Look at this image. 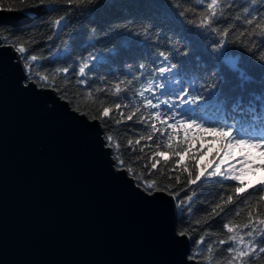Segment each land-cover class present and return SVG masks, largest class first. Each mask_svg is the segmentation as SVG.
Here are the masks:
<instances>
[{
  "label": "snow or ice",
  "instance_id": "obj_1",
  "mask_svg": "<svg viewBox=\"0 0 264 264\" xmlns=\"http://www.w3.org/2000/svg\"><path fill=\"white\" fill-rule=\"evenodd\" d=\"M188 2V0H186ZM55 3L56 6L52 11L63 10L67 15H61L59 19L51 21L52 30L59 35V30L66 27V21L72 15V6L75 5V10L79 11L81 17H92L96 5L99 0H66L67 7L59 4V0H11L7 7H4L0 2V11H19L27 16L34 17L35 13L27 11V9L47 10L50 4ZM150 7L156 8L159 11L157 15L160 23L167 25L169 28H180L185 23L189 29L195 24V34L210 33L214 39L209 49L205 46L203 53L193 52V48L185 44L183 48H176L173 54L166 51H159L156 53V58L159 63L153 62V67L149 70L146 63L140 62L138 68L135 69L137 74L121 73L123 75H131V79L119 80L109 92L102 87H98L95 93L88 92V96L96 95L97 93L105 96L111 95L118 98L124 89L122 84L131 86L134 82L145 81L140 85L139 97L141 98L143 108L139 105H134L131 111L122 113V119L133 121L135 124H141L144 127L141 129L146 132L135 141L132 139L127 141L128 146L135 150L136 146L141 144L142 140L152 141L157 150L153 151L151 156H146V153L141 156H136V162L147 158L151 161L146 164L144 168L137 172L133 163L125 162L122 146L116 143L113 135L106 130L101 139L103 146L112 150L111 160L112 167L115 171H126L129 178L135 183L134 186L141 194L147 197H154L157 193H164L171 197L177 210L178 219L183 217L186 210L189 215L192 214V203L196 198L195 187H199L204 183L205 179L220 177L223 172L224 181H240V175L237 173L236 165L229 164L227 171H221V165L225 160L221 158L215 162L213 167L212 162L209 161L203 167L197 168L195 161L198 156L203 155L202 151L194 149L193 143L197 139L206 140L205 133L211 134L213 141L220 143V151L231 148H242L248 146L254 149H261L264 147V137L251 138L245 133L249 132L252 124L259 122L264 126V0H252L248 7H244V12L247 13L245 17L247 26L239 35L233 39V33L230 27L219 28L216 25L229 18L231 12L237 9V0H224L223 3H218V0H211L207 3V13L203 14L198 23L187 20L186 13L183 10H177L173 7L171 0H157V2L150 4ZM222 10L217 13L216 9ZM250 17V18H249ZM239 19V17H237ZM116 24L122 25L120 28H113L111 25L108 31L103 33L101 40L97 41V45H92L87 57H81L80 62L70 61L62 67L54 68L49 71H41L36 67V62L40 57L30 54L33 49H26L22 45H13L8 42L9 37L16 35L15 30H8V34L0 38V47H11L17 54V63H22V69L25 74L24 87L27 88L29 84L36 85L38 88H53L60 91L54 84L57 73H63L70 78H75L78 85H88V73L93 72L99 66L103 68L111 59L119 55L118 49L114 46L104 45L101 41L114 31H121L130 36H144L148 37V33L152 32L156 27L151 20L148 24L151 27H145L143 20H136L128 18L126 20L116 21ZM137 24L143 28V32L134 31ZM93 30L95 26L89 25ZM194 34V35H195ZM52 40L51 35L48 36ZM180 39H185L180 36ZM158 44V41L153 42ZM127 47V42H124ZM184 48L188 51L184 52ZM239 48L247 53L250 58L259 63L261 69V90L259 93L252 91L247 93V98L244 93L247 91L246 85L254 83L253 77L241 67L242 56L234 49ZM208 60L204 59V56ZM191 56L195 60L196 68L203 69V71H190L185 68V57ZM76 63L79 65L78 73H76ZM127 63V61H125ZM234 77L237 83L231 82L230 76ZM103 75L107 77L109 73L104 72ZM114 76V74H112ZM102 83H107V80H102ZM129 90L130 87H129ZM238 94L233 99L232 93ZM161 97H165L161 99ZM61 99H67L66 93H61ZM97 98H99L97 96ZM106 101L101 100L103 105ZM107 107H102L98 112L93 113L89 111H81L79 106H73L72 110L78 112L80 115L87 116L92 121H99L102 128L107 129L108 120L112 107L121 109V103L109 101ZM143 112H147L149 119L146 120ZM250 117L251 123L245 124L244 118ZM158 122V123H157ZM117 125L120 120H116ZM193 129L196 133L191 134ZM181 132L183 136L181 137ZM166 137V139H164ZM179 138V139H178ZM163 145L165 151H159ZM140 153H144V147H140ZM228 153L225 151V156ZM187 156L191 164L183 162L181 157ZM175 165L179 168L180 174L175 175L174 182L168 179V182L161 186L157 180H153L145 176V172L152 175V170H157L164 177H168V173L164 171L163 167L158 169V165H167L173 158ZM209 168L211 170L209 171ZM215 169V171H213ZM187 174L186 177L183 174ZM211 174V176H209ZM183 177V178H182ZM203 178V179H202ZM264 186V181L259 182ZM254 191L257 190L255 185H249ZM233 194H226L220 196L219 199L211 205L210 211L207 213L208 220H214L225 213L230 206L236 205L237 201L241 199V194L247 190L243 186V182L239 186L232 188ZM181 193H184L181 197ZM252 205L248 211V222L243 225L246 231V239L241 237L239 243L242 245L237 248L233 244L236 242V236L233 233L236 231V226L230 223H223L222 228L227 230V240H220V246L228 245L227 252L231 255L228 264H254V257H264V218H261L264 213L254 212ZM255 217V219L253 218ZM190 223V221H189ZM180 236H185L186 233L181 231ZM206 237H201V240L196 241V245L200 246ZM213 245H208L211 251ZM188 261H198L196 253L188 254Z\"/></svg>",
  "mask_w": 264,
  "mask_h": 264
},
{
  "label": "water",
  "instance_id": "obj_2",
  "mask_svg": "<svg viewBox=\"0 0 264 264\" xmlns=\"http://www.w3.org/2000/svg\"><path fill=\"white\" fill-rule=\"evenodd\" d=\"M30 18L0 11V24ZM22 63L0 47V264H196L171 197L115 171L99 121L25 88Z\"/></svg>",
  "mask_w": 264,
  "mask_h": 264
},
{
  "label": "trees",
  "instance_id": "obj_3",
  "mask_svg": "<svg viewBox=\"0 0 264 264\" xmlns=\"http://www.w3.org/2000/svg\"><path fill=\"white\" fill-rule=\"evenodd\" d=\"M4 7H7L11 0H0ZM61 3H66V0H59ZM157 2V0H99V3L94 9L92 17H81L79 11L75 10V5L72 6V15L65 22L66 27L59 30V35L56 34L55 30H52L51 21L59 19L61 15H67L63 10L52 11L49 8L45 11L35 14L27 21H23L18 24H0V38H3L8 34V30H15L16 35L9 37L8 42L13 45H22L26 49H33L30 54L37 55L40 57L36 62V67L41 71H49L54 68L62 67L70 61L80 62L81 57H87L89 51L93 50L92 45H97V41L101 40L103 33L108 31L109 26L113 28H120L122 25L114 22L133 18L136 20H143L145 27H151L148 24V20H151L156 27L152 32L148 33V37L142 36H130L121 31H114L111 35H108L101 42L104 45H112L119 51V55L111 59L103 68L99 66L94 69L93 72L88 73L90 87L86 85H78L75 78H70L63 73H57L54 84L60 91L55 92L60 96L61 93H66L67 102L71 108L73 106H79L81 111L91 110L93 113L98 112L102 107H107L109 101L121 103V109H115L112 107L110 117L108 120L107 129L102 128V134L107 130L109 134L113 135L116 143L122 146L121 151L123 153L126 164L133 163V166L137 172H140L146 164H150L147 158L136 162V156H141L146 153V156H151L153 151H156V145L152 141L142 140L139 146L133 148L128 146L127 141L129 139L135 141L140 136L146 135L145 131L141 129L144 127L141 124H135L133 121H127L122 119V113L131 111L134 105H139L143 108L141 98L139 97L140 85L145 81L134 82L131 86L124 84L121 87L124 89L118 98L112 97L111 95L105 96L104 94L97 93L93 96H88V92L95 93L98 87H102L109 92L110 89L119 82V80L131 79V75H123V73H133L138 68L139 63L143 62L148 65L150 70L153 67V62L159 63L156 58V53L159 51H166L169 54H173L176 48H183L185 44L193 48L195 53H203L205 46L211 48V43L214 37L210 33L195 34V24L191 29L188 28L185 23L180 28L172 27L169 28L167 25L160 23V19L157 15L159 11L156 8L150 7V4ZM211 0H171L173 7L177 10H183L186 13V21L191 20L196 23L202 18L203 14L207 13V3ZM224 0H218V3H223ZM252 0H237V9L231 12L228 19L217 24L219 28L230 27L233 33L232 38L239 35L240 31L248 27L245 17L247 13L244 12V7H248ZM18 4V0H17ZM63 7H67V4H63ZM222 9L217 8L216 12L219 13ZM239 17V19H237ZM250 18V17H249ZM264 25V21H261ZM89 25L95 26L96 30H93ZM134 31L143 32V28L140 24H137ZM195 34V35H194ZM53 37L52 40L48 39V36ZM180 36H184L185 39L181 40ZM158 41V44L153 42ZM124 42H127V47L124 46ZM99 47V45H97ZM188 49L184 48V52ZM238 54L242 56L241 67H243L249 75L253 77L254 83L246 85L247 91L244 93L247 98V93L255 91L257 93L261 90V84L259 80L261 78V69L259 63L253 60L249 55L243 52L241 49H234ZM205 60L208 57L204 56ZM127 61V63H125ZM264 63V62H260ZM184 65L186 69L190 71L195 70L196 72L203 71V69H197L195 60L193 57L188 56L184 59ZM76 73H78L79 65L76 63ZM104 72L109 73L107 77L103 75ZM114 74V76L112 75ZM231 82L237 83L234 77L229 74ZM107 80V83H102V80ZM129 87L131 90H129ZM238 94V90L232 93L233 99ZM97 96L99 98H97ZM165 97H161L163 99ZM101 100L106 101L103 105ZM145 119L148 120L147 112H143ZM116 120H120V124L115 123ZM100 123V122H99ZM158 123V122H157ZM244 123H251L250 117L244 118ZM196 130L193 129L191 134H195ZM251 138L264 137V126L259 122L252 124L249 128V132L245 133ZM206 140L201 141L197 139L193 143L194 149H198L203 153L207 149H214L210 146L211 143L217 145L220 144L218 141L211 139V134H204ZM183 133L181 132V137ZM166 139V137H164ZM179 139V138H178ZM140 147H144V153H140ZM262 152L264 155V147L256 149ZM159 151H165L161 144ZM112 152V150H111ZM201 156V155H200ZM198 156L195 161L196 167L200 168L204 165L202 160ZM173 157L167 165H158V169L163 167L164 171L168 173V177H164L157 170H152L154 174L150 175L145 172V176L153 180H157L161 186H164L168 179H172L180 174L179 168L175 165ZM183 162L191 164L192 161L187 156L181 157ZM186 173L183 174L186 177ZM211 176V174H209ZM223 175L217 178H208L204 180V183L200 184L199 187H195L197 193L194 202L192 203V214L185 210L183 217L178 219L176 210V221L175 226L177 232L184 231L189 239V253H196L198 261L196 264H228V260L231 259V255L227 252L228 245H219L220 240H227V230L222 228L223 223H230L236 226V231L233 235L236 236V242L233 244L234 247H241L239 243L241 237H246V231L243 227L248 222V211L252 205L255 207L252 209L254 212L264 213V186L260 185V181H264V178L256 181L249 185H255L257 190L254 191L249 188V185L244 186L247 190L245 193L237 194L241 196V199L237 201L236 205L230 206L226 209L225 213L215 218L214 220H208L205 223L207 213L210 211L211 205L215 203L220 196L226 194H233L232 188L239 186L240 181H224ZM183 178V177H182ZM203 179V178H202ZM184 193H181L183 197ZM255 219V217H253ZM264 218V215L261 216ZM190 221V223H189ZM201 237H206L200 246L196 245V241L201 240ZM213 245L211 251H209L208 245ZM254 264H264V257L258 256L253 258Z\"/></svg>",
  "mask_w": 264,
  "mask_h": 264
},
{
  "label": "rangeland",
  "instance_id": "obj_4",
  "mask_svg": "<svg viewBox=\"0 0 264 264\" xmlns=\"http://www.w3.org/2000/svg\"><path fill=\"white\" fill-rule=\"evenodd\" d=\"M214 149H207L203 155L200 156L202 164L205 165L209 161L212 162L213 167L215 162L221 158L225 160V163L221 165V171H227L229 164L236 165L237 173L240 175V182H243V186L252 184L264 178V155L258 150L244 146L242 148H231L224 151H220L217 154V150L220 148V144L211 143L210 146ZM225 151L228 153L225 156ZM211 168H209V171ZM215 171V169H213ZM223 175V172H221Z\"/></svg>",
  "mask_w": 264,
  "mask_h": 264
}]
</instances>
